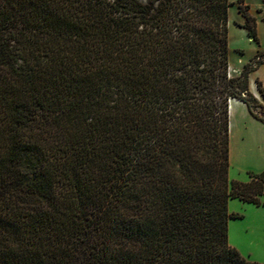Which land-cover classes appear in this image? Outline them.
I'll return each instance as SVG.
<instances>
[{
	"label": "trees",
	"instance_id": "trees-1",
	"mask_svg": "<svg viewBox=\"0 0 264 264\" xmlns=\"http://www.w3.org/2000/svg\"><path fill=\"white\" fill-rule=\"evenodd\" d=\"M230 5L0 0V264H261L228 242V201L264 206L228 178L229 101L264 124Z\"/></svg>",
	"mask_w": 264,
	"mask_h": 264
},
{
	"label": "rangeland",
	"instance_id": "rangeland-1",
	"mask_svg": "<svg viewBox=\"0 0 264 264\" xmlns=\"http://www.w3.org/2000/svg\"><path fill=\"white\" fill-rule=\"evenodd\" d=\"M142 3L146 0H138ZM231 4L228 9V48H229V70L230 76H238L246 63H248L259 52H264V0H229ZM248 15L255 21L258 43L247 35V31L241 28L245 23L242 13ZM256 52V53H255ZM258 77L264 82V68L258 71ZM249 81V79H248ZM262 103L264 100L261 98ZM259 111V110H256ZM241 129L234 122L233 135H238ZM249 135L254 137L257 130L248 125ZM253 144V145H252ZM249 148V157L245 162L247 171L238 172L234 169L228 171V178L239 182H248V173H255L262 162L258 151V144L254 142ZM264 202V190L261 197ZM228 212L235 213L242 218L230 219L228 221V242L241 256L251 262L264 264V206H255L243 203L236 199L228 201Z\"/></svg>",
	"mask_w": 264,
	"mask_h": 264
},
{
	"label": "crops",
	"instance_id": "crops-1",
	"mask_svg": "<svg viewBox=\"0 0 264 264\" xmlns=\"http://www.w3.org/2000/svg\"><path fill=\"white\" fill-rule=\"evenodd\" d=\"M257 31V30H256ZM256 53V52H255ZM264 68V65H261L254 72L250 73L248 76V91L250 94L264 106L262 103L260 93L258 92L256 82H260L262 88L264 89V82L259 79L258 70ZM236 123L238 127L240 126V133L234 135L233 125ZM248 125L253 126L257 130V135L251 137L248 131ZM258 144L259 154L261 156L262 162L259 169L255 172L257 174L264 172V124L255 118L245 103L239 100H230L229 101V171L232 169L240 173L251 172L247 171L248 168L245 166V162L249 157V148L252 143ZM253 145V144H252ZM262 264V263H261Z\"/></svg>",
	"mask_w": 264,
	"mask_h": 264
}]
</instances>
